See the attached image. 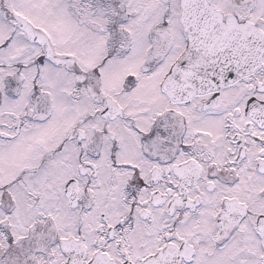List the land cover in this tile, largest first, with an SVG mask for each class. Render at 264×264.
Returning a JSON list of instances; mask_svg holds the SVG:
<instances>
[{
	"label": "snow or ice",
	"instance_id": "6c2138e0",
	"mask_svg": "<svg viewBox=\"0 0 264 264\" xmlns=\"http://www.w3.org/2000/svg\"><path fill=\"white\" fill-rule=\"evenodd\" d=\"M0 264H264V0H0Z\"/></svg>",
	"mask_w": 264,
	"mask_h": 264
}]
</instances>
